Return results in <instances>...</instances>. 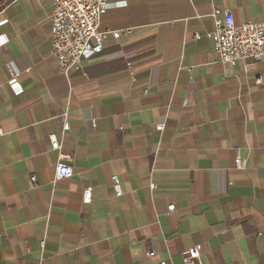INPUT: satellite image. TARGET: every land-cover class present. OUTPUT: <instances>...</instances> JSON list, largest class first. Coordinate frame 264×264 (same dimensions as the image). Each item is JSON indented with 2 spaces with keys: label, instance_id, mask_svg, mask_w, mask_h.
<instances>
[{
  "label": "crops",
  "instance_id": "crops-1",
  "mask_svg": "<svg viewBox=\"0 0 264 264\" xmlns=\"http://www.w3.org/2000/svg\"><path fill=\"white\" fill-rule=\"evenodd\" d=\"M108 1L100 28L121 36L66 76L52 0H0V264H185L199 243L204 264H264V58L221 63L194 37L214 8L264 20V0Z\"/></svg>",
  "mask_w": 264,
  "mask_h": 264
},
{
  "label": "built area",
  "instance_id": "built-area-1",
  "mask_svg": "<svg viewBox=\"0 0 264 264\" xmlns=\"http://www.w3.org/2000/svg\"><path fill=\"white\" fill-rule=\"evenodd\" d=\"M53 14L51 16V45L52 53L58 64V70L69 76L72 71L80 70L83 62L101 53L105 47V41L112 35L114 38L121 36L120 30H101V18L103 14L112 6H120L124 2L110 3L108 0H52ZM210 16L214 27L205 33L196 32L195 39L203 37L213 41L217 61L221 63L234 64L238 60L257 62L264 58V20L237 23L234 13L230 8H214ZM7 19L0 21V24ZM127 66L132 71V62L128 61ZM9 84L17 94L23 91V87L18 82L20 71L10 69ZM68 113L64 112L63 128L68 130L70 122ZM163 122L156 125L158 130H162ZM2 129L0 126V134ZM51 148L58 151V162L56 164L55 181L61 178H71L75 172L73 167L65 161H71L72 155L62 153L61 141L55 134L50 135ZM235 166L238 169L246 167V157L241 154L240 148L236 149ZM115 195L123 194L120 179L114 174L111 177ZM31 184H36V176H31ZM154 188L155 183H150ZM84 202L89 203L92 199L90 188H86L83 193ZM175 204H170L168 209L174 210ZM44 245V241L41 242ZM204 249L201 243L195 244L187 249L184 257L185 264H204L202 261ZM150 257L155 255V251L148 252ZM159 264H168L163 259ZM227 264H235L234 261Z\"/></svg>",
  "mask_w": 264,
  "mask_h": 264
}]
</instances>
